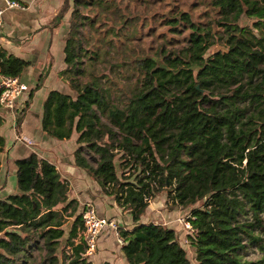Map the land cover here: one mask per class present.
<instances>
[{
  "label": "trees",
  "instance_id": "16d2710c",
  "mask_svg": "<svg viewBox=\"0 0 264 264\" xmlns=\"http://www.w3.org/2000/svg\"><path fill=\"white\" fill-rule=\"evenodd\" d=\"M67 13L59 74L72 92H48L42 129L77 131L75 163L135 222L162 189L169 209L191 206L196 264H241L248 242L264 250V0H63L49 27ZM216 43L227 51L212 53ZM30 63L0 45V74ZM120 153L134 169L123 178ZM15 164L17 191L0 197V264H93L55 164L35 152ZM117 231L128 264H190L172 226Z\"/></svg>",
  "mask_w": 264,
  "mask_h": 264
},
{
  "label": "crops",
  "instance_id": "0c3cea01",
  "mask_svg": "<svg viewBox=\"0 0 264 264\" xmlns=\"http://www.w3.org/2000/svg\"><path fill=\"white\" fill-rule=\"evenodd\" d=\"M62 2L63 0H27L25 3L27 8H8L3 12L0 45L9 52L30 60L31 63L19 76L21 81L27 84L28 89L22 93L16 112L13 113L12 110L0 105V115L4 119L0 125V135L5 139V147L0 151V197L17 191L15 161L35 152L38 156L54 163L61 177L67 182L68 198L75 199L78 203L75 214L81 215L85 204L89 203L99 214L115 220L119 226L125 228H132L138 222L148 221L163 220V223L167 224V221L173 220L170 219L171 216H175L173 210L169 212L160 210L155 213L157 204H152L151 200L139 221L135 222L128 208L118 205L113 194L106 193L97 180L75 163L74 152L79 146L77 131H73L69 138H56L42 129L43 103L48 92L51 89L72 92L66 79L59 74V71L65 67L63 39L69 13L59 26L52 29L49 27L50 20L57 13ZM2 4L0 0V6ZM45 71V77L37 86L41 73ZM31 89L34 91L29 99L28 94ZM27 99L29 103L24 110L22 121L17 125V111ZM70 210L71 207L67 209L68 212ZM157 217L159 220H155ZM68 219L70 221L66 225ZM74 220L75 215L67 217L63 225L65 237ZM79 236L83 237L82 229L79 230ZM118 237L117 230L111 227L104 228L98 236L95 250L87 254L91 262L128 264Z\"/></svg>",
  "mask_w": 264,
  "mask_h": 264
},
{
  "label": "built area",
  "instance_id": "2783aa9c",
  "mask_svg": "<svg viewBox=\"0 0 264 264\" xmlns=\"http://www.w3.org/2000/svg\"><path fill=\"white\" fill-rule=\"evenodd\" d=\"M0 6V27L3 22V12L8 8L25 9L26 4L21 3L19 0H2ZM28 89L26 83L21 81L19 76H10L0 74V105L12 110L13 113L19 107V99L22 93ZM25 140L24 138H21ZM26 141V140H25ZM82 236L86 243V253H91L95 250L97 239L102 230L106 227H111L117 230L118 224L115 220L101 215L97 212L96 208L91 204H85L82 214ZM186 228H190V222L187 219L179 218ZM118 233V232H117ZM118 241L123 243L122 239L118 237Z\"/></svg>",
  "mask_w": 264,
  "mask_h": 264
},
{
  "label": "rangeland",
  "instance_id": "374dc122",
  "mask_svg": "<svg viewBox=\"0 0 264 264\" xmlns=\"http://www.w3.org/2000/svg\"><path fill=\"white\" fill-rule=\"evenodd\" d=\"M200 9H201V7L198 8V10H200ZM250 21L251 20L247 19V18H243V20H242V22H250ZM64 35H65V33H64ZM216 44H218V43H216ZM121 155H122V153L118 154L116 157V166H117L118 175L121 178H123L124 173L126 175H128L129 173L132 174L134 169H132L130 167L122 166L123 165L122 164L123 156L121 157ZM167 198L168 197L166 195V191L164 189H162L159 192H157L156 195L151 199L152 204H154V203L157 204V207L155 209V213H157L160 210H166L167 212L173 210V214L175 216L174 217L171 216L172 218H170L173 220L166 219V220H169L166 223H167V225H173L175 227V229L177 231L178 239L187 251V256L189 258L190 264H196L195 249L190 244V242L187 238V233H188V231H190V229L186 228L184 226V224L179 220V218L186 219V216L188 215V213L191 209V206H188V207L177 206V207H174L173 209H169V204H168ZM198 205H201V202H197L194 206H198ZM152 217L150 219H152ZM158 217L160 218V215H158ZM158 217L155 220H159ZM263 218H264V214H263ZM69 221H70V219H68L66 225L69 224ZM159 221L163 222V220H159ZM86 254H88V253H86ZM263 258H264V250H261L257 245L252 244L251 242H248L247 247L244 250H242V252L240 254L241 264H264Z\"/></svg>",
  "mask_w": 264,
  "mask_h": 264
},
{
  "label": "water",
  "instance_id": "95a60500",
  "mask_svg": "<svg viewBox=\"0 0 264 264\" xmlns=\"http://www.w3.org/2000/svg\"><path fill=\"white\" fill-rule=\"evenodd\" d=\"M219 50L227 51V48L225 46L221 45V44H216V45H214L212 47V53H215V52H217ZM66 81H67V79H66Z\"/></svg>",
  "mask_w": 264,
  "mask_h": 264
}]
</instances>
